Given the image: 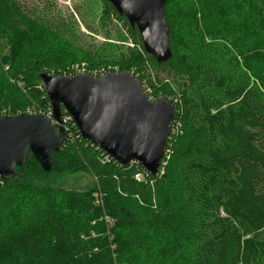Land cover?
Listing matches in <instances>:
<instances>
[{
  "label": "trees",
  "instance_id": "16d2710c",
  "mask_svg": "<svg viewBox=\"0 0 264 264\" xmlns=\"http://www.w3.org/2000/svg\"><path fill=\"white\" fill-rule=\"evenodd\" d=\"M101 2L134 47L86 49L62 18L0 0V117L51 108L42 74L130 72L177 107L160 169L117 163L68 120L50 172L29 154L0 179V264H264V0H168L161 65Z\"/></svg>",
  "mask_w": 264,
  "mask_h": 264
},
{
  "label": "water",
  "instance_id": "95a60500",
  "mask_svg": "<svg viewBox=\"0 0 264 264\" xmlns=\"http://www.w3.org/2000/svg\"><path fill=\"white\" fill-rule=\"evenodd\" d=\"M139 32L145 52L159 65L172 58L170 29L164 7L168 0H106ZM54 120L61 124L62 109L80 136L121 165L140 163L156 176L176 119L177 107L166 98L150 100L130 72L97 78L79 74L71 78L42 74ZM67 133L40 114L0 117V179L16 180L28 155L50 172L53 155Z\"/></svg>",
  "mask_w": 264,
  "mask_h": 264
},
{
  "label": "rangeland",
  "instance_id": "374dc122",
  "mask_svg": "<svg viewBox=\"0 0 264 264\" xmlns=\"http://www.w3.org/2000/svg\"><path fill=\"white\" fill-rule=\"evenodd\" d=\"M20 1L28 10H43L47 13V17L49 18L54 16L65 20L72 28L76 43L79 46H84L86 49L96 51L99 46H103L106 43H112L126 48L134 47L127 29L122 23L112 19V21H106V24H102L101 17L104 8L101 0ZM123 36L127 38L124 44L120 41V37ZM4 50L3 43L0 42V53ZM77 67L75 69H77ZM158 75L161 78H166L165 74L153 71V78H156ZM152 240V236L149 235L148 242L151 243Z\"/></svg>",
  "mask_w": 264,
  "mask_h": 264
},
{
  "label": "built area",
  "instance_id": "2783aa9c",
  "mask_svg": "<svg viewBox=\"0 0 264 264\" xmlns=\"http://www.w3.org/2000/svg\"><path fill=\"white\" fill-rule=\"evenodd\" d=\"M84 66V65H83ZM79 74H88V73H86V72H82L81 70H77V69H75L74 71H73V73L71 74L72 75V77L73 76H76V75H79ZM91 75V74H90ZM93 75V74H92ZM94 77H96V76H94ZM27 113H29V114H32V113H30V111H28ZM34 114H41V111H35L34 112ZM41 115H43V116H45L46 118H48L49 120H51L52 121V123L57 127V128H59V127H62L65 131H66V133L68 134V128L66 127V123H67V121L69 120V121H72L71 120V117L68 115L67 117H64L63 116V118H62V123L61 124H59V123H57L55 120H54V118H53V109H52V107L48 110V111H46L45 112V114H41ZM75 125V124H74Z\"/></svg>",
  "mask_w": 264,
  "mask_h": 264
},
{
  "label": "bare ground",
  "instance_id": "6f19581e",
  "mask_svg": "<svg viewBox=\"0 0 264 264\" xmlns=\"http://www.w3.org/2000/svg\"><path fill=\"white\" fill-rule=\"evenodd\" d=\"M80 70H81L82 72H83V71L85 72V69H83V68H81Z\"/></svg>",
  "mask_w": 264,
  "mask_h": 264
}]
</instances>
